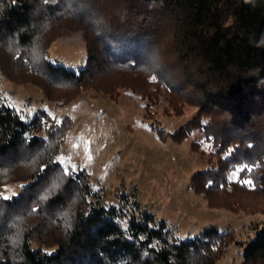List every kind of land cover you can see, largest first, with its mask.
Segmentation results:
<instances>
[{
	"label": "trees",
	"instance_id": "obj_1",
	"mask_svg": "<svg viewBox=\"0 0 264 264\" xmlns=\"http://www.w3.org/2000/svg\"><path fill=\"white\" fill-rule=\"evenodd\" d=\"M118 1L134 18H126L127 26L117 24L98 34L89 12L73 11L75 5L94 8L93 0H0V48L10 57L9 72L38 76L60 105L113 69L123 71L117 92L128 90L153 103L161 95L176 99L178 86L185 87L142 60L143 53L157 47L153 40L168 24L185 51V65L193 54L190 67L198 74L187 78L202 95L197 117L173 137L182 141L199 131L203 140L193 145L207 144L219 158L214 168L195 174L192 188L218 196L230 209L264 211V0ZM69 20L87 29L82 32L88 62L79 72L54 64L49 42L43 46L45 29ZM128 83L138 85L126 88ZM142 85L147 86L144 91L138 88ZM177 102L176 112L190 103ZM43 120L51 124L46 138L39 136ZM68 122L66 118L63 126L53 128L56 120L43 110L25 120L0 100V182L12 176L26 184L18 196L0 198V264L216 262L232 242V233L210 227L197 237L168 242L165 224L151 214L137 216L134 207L127 212L106 205L88 172L66 170L57 157ZM148 126L165 135L156 123ZM235 170L239 178L231 181L228 173ZM248 179L253 183L243 182ZM256 197L260 201H247ZM242 264H264V228L247 244Z\"/></svg>",
	"mask_w": 264,
	"mask_h": 264
},
{
	"label": "rangeland",
	"instance_id": "obj_2",
	"mask_svg": "<svg viewBox=\"0 0 264 264\" xmlns=\"http://www.w3.org/2000/svg\"><path fill=\"white\" fill-rule=\"evenodd\" d=\"M93 2L94 8L83 4L80 8L76 5L81 2L77 1L73 11L89 12L97 25L93 29L98 34L117 24L126 25L128 16L134 18L130 9L120 5L118 0ZM166 25L153 40L157 47H150L143 53L142 60L154 71L168 72L173 83L185 87L184 90L179 86L175 88L176 99L171 97L168 100L161 95L157 103H153L128 90L117 92L114 87L118 85L116 81H122L119 76L123 71L113 69L109 74L88 81L85 88L70 94L68 103L60 105L55 101L58 99L55 95L49 97L45 83L40 82L38 76L9 72L10 57L4 48H0V100L14 106L25 120L41 110L46 111L56 120L53 128L63 126L64 120L69 119L57 161L66 170L88 172L103 203L123 207L126 211L134 207L137 216L151 214L158 224H165L168 242L197 237L210 227L232 233V242L214 264H242L247 244L264 228V211L230 209L218 196H206L192 188L195 174L214 168L219 158L216 151L210 152L209 145H193L203 140L199 131L182 141L173 137L197 117L196 105L202 95L194 90L187 78L198 70L191 68L193 54L187 55L188 64L185 65L181 56L185 51L176 44L174 29ZM45 30L47 36L43 39V46L49 42V58L54 64L74 72L86 66L88 42L82 32L87 31L85 26L69 20L53 27L50 25ZM137 85L128 83L125 87ZM146 87L138 88L144 91ZM183 99L190 103L179 106L178 112L174 111V103ZM44 122L39 136L46 138L51 124ZM149 122L156 123L165 135L153 131ZM228 174L231 181L239 178L237 170ZM25 185L11 176L2 184L0 182V198L18 196ZM260 199L256 197L247 201L251 203ZM126 221H123L124 225Z\"/></svg>",
	"mask_w": 264,
	"mask_h": 264
},
{
	"label": "snow or ice",
	"instance_id": "obj_3",
	"mask_svg": "<svg viewBox=\"0 0 264 264\" xmlns=\"http://www.w3.org/2000/svg\"><path fill=\"white\" fill-rule=\"evenodd\" d=\"M153 79H155V77H153ZM249 171H251V169H248ZM245 184H252L253 181L251 179H248V180H244L243 181ZM3 199L7 200V199H10L9 197H3Z\"/></svg>",
	"mask_w": 264,
	"mask_h": 264
}]
</instances>
